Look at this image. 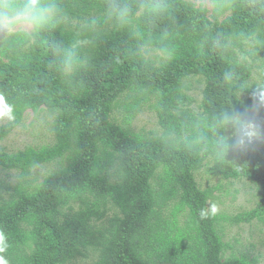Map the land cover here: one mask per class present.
Listing matches in <instances>:
<instances>
[{
    "label": "trees",
    "instance_id": "trees-1",
    "mask_svg": "<svg viewBox=\"0 0 264 264\" xmlns=\"http://www.w3.org/2000/svg\"><path fill=\"white\" fill-rule=\"evenodd\" d=\"M212 1L210 14L186 0H41L45 22L0 34V142L28 111L55 116L53 145L0 150V172L19 174L0 182L4 264H261L228 253L224 224L264 228V0ZM248 43L260 84L239 56ZM146 106L159 132H131ZM203 171L252 183L255 206L210 211L219 188L200 187Z\"/></svg>",
    "mask_w": 264,
    "mask_h": 264
},
{
    "label": "rangeland",
    "instance_id": "rangeland-1",
    "mask_svg": "<svg viewBox=\"0 0 264 264\" xmlns=\"http://www.w3.org/2000/svg\"><path fill=\"white\" fill-rule=\"evenodd\" d=\"M199 7L205 6L210 14L213 12L214 4L212 0H186ZM33 25L26 28H17L13 30L0 29V34L14 33L18 31L31 32ZM253 43H248L245 47V54L240 55L241 60L247 61L249 64L254 65V74L251 81V85L260 84L262 70L261 64L253 63L247 53L251 51ZM147 57L154 62L155 65H160L165 60V56L158 51L151 50L147 54ZM188 85L191 87L190 94L195 98L196 103L192 107L194 110H198L202 99V90L204 88V82L201 78H194L188 81ZM118 118L119 124H122V114L115 115ZM10 120L9 115L6 112L4 106H0V126L7 124ZM55 116L43 109L38 113L28 111L25 114L22 125L17 128L10 136L0 142V150H3L9 154L17 153L24 150L27 147L40 148L47 145H53L55 143V136L53 133V124ZM150 131L159 132L156 114L148 106L141 113L137 115L133 121L131 132L149 133ZM66 165V162L62 161L61 164L52 163L45 166L38 167L32 171L31 178L36 179L37 183L43 182L50 174L56 169ZM19 174L16 172H0V182L15 185ZM197 181L200 187L204 189L216 188V199L209 205L210 211L225 213L230 216H236L244 211L251 210L256 202V188L252 183L246 181H225L216 178H212L206 171L197 175ZM225 227V242L229 243L233 250L228 253H235L237 255H247L252 258H259L261 264H264V228L254 223L252 225H232L230 223L224 224ZM78 264V263H77ZM88 264V263H84Z\"/></svg>",
    "mask_w": 264,
    "mask_h": 264
},
{
    "label": "clouds",
    "instance_id": "clouds-1",
    "mask_svg": "<svg viewBox=\"0 0 264 264\" xmlns=\"http://www.w3.org/2000/svg\"><path fill=\"white\" fill-rule=\"evenodd\" d=\"M53 11V7L43 6L41 0H20L18 6L13 0H0V29L13 30L39 25L45 22ZM0 264H4L2 258Z\"/></svg>",
    "mask_w": 264,
    "mask_h": 264
}]
</instances>
